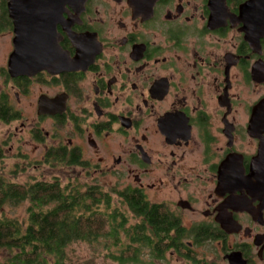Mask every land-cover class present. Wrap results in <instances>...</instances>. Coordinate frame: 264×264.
<instances>
[{
  "label": "flooded vegetation",
  "instance_id": "obj_1",
  "mask_svg": "<svg viewBox=\"0 0 264 264\" xmlns=\"http://www.w3.org/2000/svg\"><path fill=\"white\" fill-rule=\"evenodd\" d=\"M64 165L156 207L108 259L264 264V0H0V178Z\"/></svg>",
  "mask_w": 264,
  "mask_h": 264
},
{
  "label": "trees",
  "instance_id": "obj_2",
  "mask_svg": "<svg viewBox=\"0 0 264 264\" xmlns=\"http://www.w3.org/2000/svg\"><path fill=\"white\" fill-rule=\"evenodd\" d=\"M111 196L101 186L63 184L59 178L27 183L0 178V208L28 204L23 222L0 218V249L10 254L4 264H65L67 249L75 243L119 244L121 228L114 220L125 216L121 208L111 207ZM118 196L135 214L154 218L156 207L149 208L138 192L123 191ZM113 259L120 264L131 261Z\"/></svg>",
  "mask_w": 264,
  "mask_h": 264
},
{
  "label": "rangeland",
  "instance_id": "obj_3",
  "mask_svg": "<svg viewBox=\"0 0 264 264\" xmlns=\"http://www.w3.org/2000/svg\"><path fill=\"white\" fill-rule=\"evenodd\" d=\"M4 165V164H3ZM19 166H24L22 162H19ZM15 163L13 161H9L5 164L4 167L7 169H10L13 167L14 169ZM65 172H50L48 173L44 172V170L38 171L34 170L32 167L29 168L28 173H24L22 175H18L16 178V182L19 183H27L29 181H35L39 179L43 180H52L53 176L59 177L60 181L63 184H68L70 182H78L82 185H88V186H93L94 184L98 185L101 184L102 188L106 185H110L112 188L115 186V180L114 179H103L101 180V183L98 181H94L92 179H84L79 176V173L77 171L74 172L73 169H67L66 165L63 166ZM97 182V183H96ZM122 201L120 200L118 195L113 194L112 195V203H119ZM28 204H22L20 206L12 207V206H5L4 211H0V217L1 216H6L8 218L12 219H18L19 221H25L26 218V208ZM103 243V242H101ZM108 245V244H107ZM107 245L99 244V246L95 245H88L87 243L84 242H79L71 245L67 249V260L65 261V264H119L114 260L108 259L107 254H109V249L106 248ZM96 247V251L94 252ZM114 251L115 248H112ZM8 255L3 249H0V262L4 261V257Z\"/></svg>",
  "mask_w": 264,
  "mask_h": 264
}]
</instances>
